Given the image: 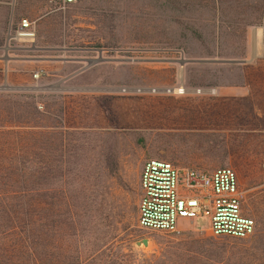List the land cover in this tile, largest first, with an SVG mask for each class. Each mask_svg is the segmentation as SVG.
<instances>
[{"label":"rangeland","instance_id":"obj_1","mask_svg":"<svg viewBox=\"0 0 264 264\" xmlns=\"http://www.w3.org/2000/svg\"><path fill=\"white\" fill-rule=\"evenodd\" d=\"M11 1L0 59L61 62L10 63L9 85L0 61V87L53 88L0 90V177L12 180L0 182V264H264V134L202 128L211 87L238 73L208 64L264 62V40L250 39L264 0ZM20 18L34 28L29 46L7 40ZM148 159L233 169L252 233L219 236L204 219L178 233L139 228Z\"/></svg>","mask_w":264,"mask_h":264},{"label":"built area","instance_id":"obj_2","mask_svg":"<svg viewBox=\"0 0 264 264\" xmlns=\"http://www.w3.org/2000/svg\"><path fill=\"white\" fill-rule=\"evenodd\" d=\"M252 32L264 39V22ZM34 38V28L26 18H20L7 36V40L19 41L24 46L31 45ZM41 74L34 72L32 77ZM138 189L136 224L141 229L178 233L180 221L204 219L208 230L219 236L245 238L253 231V220L241 213V191L236 174L229 167L200 171L148 159L141 169Z\"/></svg>","mask_w":264,"mask_h":264},{"label":"crops","instance_id":"obj_3","mask_svg":"<svg viewBox=\"0 0 264 264\" xmlns=\"http://www.w3.org/2000/svg\"><path fill=\"white\" fill-rule=\"evenodd\" d=\"M11 0H0V6L10 8L12 6ZM4 21H0V45L4 43ZM244 37L246 32H244ZM250 39L254 41V45L260 40L259 37L253 35L250 31ZM264 40V39H261ZM260 40V42H262ZM252 42V41H251ZM40 48V47H37ZM257 47L254 46V49ZM39 51H49L46 48H40ZM9 53V49L6 50ZM3 63L2 68L5 73V81L9 85L15 83L8 82L7 75L10 72L17 70L10 67V63L16 61L24 62H39V63H59V60H51L45 58H30V59H0ZM209 66H227L238 71L236 80L224 85H213L211 92L214 95L211 102L205 105H210V118L203 116L205 124L202 123L203 131L211 134H228V135H262L264 134V62L249 63V62H231V63H209ZM74 77L72 74L71 78ZM66 78V80L68 79ZM65 81V80H64ZM77 89V88H76ZM45 92L48 90H38V92ZM38 109L42 106L38 104ZM195 118V117H194ZM197 119V117H196ZM201 125H198L199 129Z\"/></svg>","mask_w":264,"mask_h":264},{"label":"water","instance_id":"obj_4","mask_svg":"<svg viewBox=\"0 0 264 264\" xmlns=\"http://www.w3.org/2000/svg\"><path fill=\"white\" fill-rule=\"evenodd\" d=\"M100 59L96 60H91V61H86V66H90L91 64L98 62ZM183 62H180L179 64H182ZM53 88L51 87H39V88H31V87H0V90H51ZM74 90H80V91H85V90H91V89H86V88H77ZM95 90V89H92ZM110 89H102V91H108ZM142 244L143 246L146 245V239H141L140 241L136 242V245Z\"/></svg>","mask_w":264,"mask_h":264},{"label":"trees","instance_id":"obj_5","mask_svg":"<svg viewBox=\"0 0 264 264\" xmlns=\"http://www.w3.org/2000/svg\"><path fill=\"white\" fill-rule=\"evenodd\" d=\"M231 62H237V61H234V60H223V61H221V62H210V63H216V64H219V63H231ZM209 108H210V106H209ZM208 107H206V108H203L202 109V113H207L206 111L209 109ZM37 110H36V112L38 113V114H42L43 112H45L46 111V109L44 110V111H42V110H38V108H36ZM226 135H228V134H226ZM231 135H233V134H231ZM235 138H237V136H239V135H233ZM111 167H115V162H113V160H112V162H111ZM13 177H15V178H13V179H17L18 180V178L17 177H21L20 178V180L19 181H17V182H23L22 181V179H24V177H26V176H13ZM0 182H12V180H10V179H7V177H5V176H1L0 177ZM13 182H16L15 180H13ZM6 188V187H5ZM24 189H26V188H19V189H17V190H15L16 192H22Z\"/></svg>","mask_w":264,"mask_h":264},{"label":"bare ground","instance_id":"obj_6","mask_svg":"<svg viewBox=\"0 0 264 264\" xmlns=\"http://www.w3.org/2000/svg\"><path fill=\"white\" fill-rule=\"evenodd\" d=\"M197 92V91H196Z\"/></svg>","mask_w":264,"mask_h":264}]
</instances>
